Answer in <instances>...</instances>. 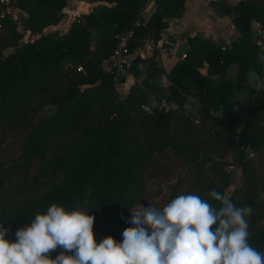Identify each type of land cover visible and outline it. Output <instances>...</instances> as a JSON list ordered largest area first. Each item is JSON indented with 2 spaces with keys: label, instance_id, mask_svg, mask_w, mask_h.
Here are the masks:
<instances>
[{
  "label": "trees",
  "instance_id": "trees-1",
  "mask_svg": "<svg viewBox=\"0 0 264 264\" xmlns=\"http://www.w3.org/2000/svg\"><path fill=\"white\" fill-rule=\"evenodd\" d=\"M144 1L116 0L110 9H105L106 13L100 6L84 21L73 20L64 31L44 32L45 27L58 22L56 12L64 6V0H17L16 6L27 12V17L21 20V29L37 33L34 39L20 45L22 32L17 30L10 14L0 8V27L6 29L0 36V126L21 112L44 110L45 104L57 108L52 116L45 112L43 120L23 141L20 153L23 170L28 169L34 156L45 154L56 137L74 133L57 161L60 175L50 178L38 192L14 205L3 216V225L8 228L5 239L9 242H16V231L30 223L36 214L46 213L51 204L68 211L80 207L93 215L97 244L110 234H121L130 226L129 210L142 191L144 170L153 162L150 159L153 151L169 146L178 157L190 163H211L204 150V135L225 152L235 153L241 185L225 194L228 174L222 165L216 168L212 162L209 168L213 173L210 178L198 180L203 186L196 195L219 207L208 196L214 189L237 207L247 205L253 207L254 213L264 214V200L260 201L257 196L258 177L244 156L246 149L256 151L264 147V126L260 124L264 117V90L256 91L247 84L249 69L264 74V65L258 63L259 54L264 53V36L262 51L252 53L244 49L249 40V18L264 22V3L258 7L243 0L230 9L239 32L237 41L230 47L180 35L188 44L197 39L195 46L164 73L168 85L161 87L156 78L163 71L153 57L123 61V70L116 81L111 73L102 70V61L115 46V34L122 31H98L94 46H89V28L94 27L92 19L98 21L105 16L116 20L124 10L131 8L135 12ZM156 2L146 23L133 28L128 52L141 46L148 30L157 38L164 1ZM48 3H51L49 8ZM132 23L133 20L127 28ZM100 27L96 25L97 29ZM250 43L253 49H259L255 39ZM9 47L12 51L3 55V50ZM66 62L69 68L65 67ZM203 62L217 79H206L195 73V68ZM137 63L145 64L144 77L139 84H130L124 96L119 97L116 84L123 82ZM230 64L236 65L233 78L225 76ZM77 66L81 69L77 70ZM180 90L199 99L197 122L190 120L181 109ZM153 94L175 107L170 110L152 104L150 112L143 111L142 105ZM249 100L255 102L261 115L249 114ZM153 136L154 141L140 144V139L148 141ZM5 178L0 172V201L6 198ZM249 234V243L264 252V222L258 223ZM61 251L58 246L52 258Z\"/></svg>",
  "mask_w": 264,
  "mask_h": 264
},
{
  "label": "clouds",
  "instance_id": "clouds-1",
  "mask_svg": "<svg viewBox=\"0 0 264 264\" xmlns=\"http://www.w3.org/2000/svg\"><path fill=\"white\" fill-rule=\"evenodd\" d=\"M258 63L264 65V53ZM247 84L264 90V77L249 69ZM56 110L44 105L49 116ZM208 196L219 207L195 194L179 195L162 209L137 203L121 243L108 236L97 244L93 215L51 204L16 231V242L5 239L8 228L0 224V264H264V252L249 243L252 208L237 207L214 189ZM58 246L62 251L52 258Z\"/></svg>",
  "mask_w": 264,
  "mask_h": 264
},
{
  "label": "rangeland",
  "instance_id": "rangeland-1",
  "mask_svg": "<svg viewBox=\"0 0 264 264\" xmlns=\"http://www.w3.org/2000/svg\"><path fill=\"white\" fill-rule=\"evenodd\" d=\"M5 32L6 29L0 27V36H3ZM22 43L25 42L20 40L18 45ZM12 49V47H9V49L3 50L2 54L6 55ZM64 65L66 68L70 66L67 62ZM155 97L154 95L149 96L146 102L149 105L156 104L159 98L156 99ZM184 111L187 115L192 116L194 122H197L195 121L198 120L196 108ZM248 111L249 114L261 115L252 100H249ZM44 117L45 111L43 109L29 110L11 117L7 122H3V126H0V172L7 177L5 178L6 188L4 196L6 198L0 201V224H3V216L14 205L38 192L50 178L60 175L58 171L60 167L57 166V161L62 156L61 153H65L66 147L73 139L74 133L59 135L52 140L45 154L34 156L31 159L28 169L23 170L20 162L23 141L29 135L30 130L39 124ZM187 117L189 118V116ZM260 124L264 126V117ZM203 138L202 142L205 146L204 150L207 152L206 155L217 165L216 168L222 165L223 170L228 174L229 185L224 189V193L229 195L232 190L241 185L240 170L234 162L235 153L225 152L217 144L208 140V135H204ZM152 141H154V136L148 141L140 139L139 142L141 145H145ZM244 156L252 163L258 177L257 196L262 201L264 200V147L256 151L246 149ZM150 159L153 162L144 170L142 191L130 210H135L137 203L145 207L153 205L157 209H162L168 202L179 195H196L197 191L203 186L199 184L198 180L210 178L213 173V170L209 168L212 162L190 163L178 157L177 153L169 146L153 151ZM251 208L253 211L247 217L249 233L256 228L258 223L264 222V214L254 213L253 207ZM130 210L129 215H131ZM109 236L113 237L117 243H121L123 240L122 233L119 235L110 234ZM118 236L120 238L117 240Z\"/></svg>",
  "mask_w": 264,
  "mask_h": 264
},
{
  "label": "crops",
  "instance_id": "crops-1",
  "mask_svg": "<svg viewBox=\"0 0 264 264\" xmlns=\"http://www.w3.org/2000/svg\"><path fill=\"white\" fill-rule=\"evenodd\" d=\"M124 1V0H123ZM161 8L163 14L160 17V28H158L157 38H153L147 34L142 38L140 47L130 51L124 57V62L135 61L137 57L150 58L153 57L156 63L162 68L163 73L156 78L157 85L164 87L168 85V81L164 73L168 72L176 61L184 58L186 51L195 46L198 38L208 39L213 43H220L227 47L237 41L239 36L238 30L234 27L232 13L230 9L238 1L243 0H163ZM245 1V0H244ZM250 1V2H249ZM248 2L253 6L260 7L264 0H249ZM53 2V0H50ZM64 6L56 12L58 22L55 25H48L44 28L50 30L64 31L67 26L73 21H84L88 14L94 13L100 6L105 9H110L116 3V0H64ZM51 3H48V8ZM157 6L156 0H145L143 4L134 12L131 8L124 10L116 16V20L109 17H102L101 20H91L94 27L89 28V46L92 48L98 34L96 32H107L113 29L119 31L126 30L128 23L132 20H140L146 23L150 15L154 12ZM46 7V9H48ZM44 9V8H43ZM50 9H52L50 7ZM45 10V9H44ZM134 14V15H133ZM27 17L25 9L12 6V20L16 23L17 30L22 32L20 40L26 42L34 39L37 33H33L28 29H21V20ZM98 17V16H95ZM257 23L263 25L261 22L253 17L248 21V35L249 40L245 42L244 49L248 52L258 53L263 49L262 36L256 34ZM96 25L101 26L99 29ZM49 31V30H48ZM118 31V32H119ZM180 35L197 38L193 43L188 44ZM29 38V40H27ZM174 38H180L181 42H174ZM255 39V43L259 45V49H253L250 41ZM9 49V48H8ZM112 65L111 59L108 56L102 61V70L109 71ZM145 64L137 63L133 70L126 74L124 81L116 84V91L119 97L124 96L128 87L132 83H138L144 77ZM236 71V65L230 64L227 67L225 76L233 78ZM195 73L203 78L210 80L217 79V75L210 72L206 63L195 68ZM264 77V74L261 75ZM154 95V94H153ZM180 95L183 97L181 109L198 110L200 106L199 99L196 96L180 90ZM155 96V95H154ZM156 98V97H155ZM158 99V98H156ZM174 105V104H173ZM175 106V105H174ZM261 123V121H260Z\"/></svg>",
  "mask_w": 264,
  "mask_h": 264
},
{
  "label": "built area",
  "instance_id": "built-area-1",
  "mask_svg": "<svg viewBox=\"0 0 264 264\" xmlns=\"http://www.w3.org/2000/svg\"><path fill=\"white\" fill-rule=\"evenodd\" d=\"M17 0H0V8L3 12H7L12 15V4L16 3ZM141 24L140 20H134L132 23V26L127 28L126 30L115 34V46L111 51V54L109 55L112 65L109 69V73H111V78L116 81L117 76L120 74V72L123 70L122 62L124 61V57L127 56L129 53L127 50V45L129 40L133 36V28L137 27L138 25ZM256 34L260 36H264V24L261 25L257 23V30ZM174 42H181L180 38H174ZM112 67L114 68L112 70ZM81 67L77 66V70H80ZM158 107H163L164 109H170L172 110L175 106L172 103H168L165 99L160 98L158 99L157 103ZM150 106L147 102L142 105V110L145 112H150ZM184 114L186 116H189V118L192 119V116L187 115L184 111ZM196 116H197V111H196ZM193 120V119H192ZM131 227V225L129 226Z\"/></svg>",
  "mask_w": 264,
  "mask_h": 264
},
{
  "label": "water",
  "instance_id": "water-1",
  "mask_svg": "<svg viewBox=\"0 0 264 264\" xmlns=\"http://www.w3.org/2000/svg\"><path fill=\"white\" fill-rule=\"evenodd\" d=\"M51 29V28H50ZM50 29H48V30H50ZM47 29L44 31V32H46V31H48Z\"/></svg>",
  "mask_w": 264,
  "mask_h": 264
}]
</instances>
